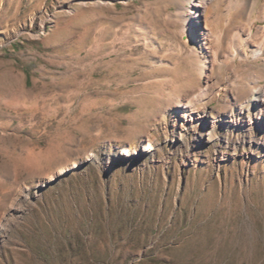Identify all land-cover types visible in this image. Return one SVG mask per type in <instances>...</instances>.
Masks as SVG:
<instances>
[{"label":"rangeland","instance_id":"1","mask_svg":"<svg viewBox=\"0 0 264 264\" xmlns=\"http://www.w3.org/2000/svg\"><path fill=\"white\" fill-rule=\"evenodd\" d=\"M228 4L196 54L190 0H0V264H264V128L177 138L259 111L264 0Z\"/></svg>","mask_w":264,"mask_h":264},{"label":"bare ground","instance_id":"2","mask_svg":"<svg viewBox=\"0 0 264 264\" xmlns=\"http://www.w3.org/2000/svg\"><path fill=\"white\" fill-rule=\"evenodd\" d=\"M215 1L217 0H190L192 2L193 6L192 9H190V15H191V21L190 27H189V34H196L198 35L196 38L197 44L196 45L194 53H201L202 47L207 45L206 37L207 35L211 34V30H207L206 27H202L201 23L199 22L202 20L201 17L205 16V22L208 24L209 18L211 16V7L210 5H214ZM248 2L249 0H228L229 7H235L238 11V14L245 13L248 8ZM252 3V2H251ZM260 3V0H253V8ZM255 5V6H254ZM250 8V7H249ZM251 8V9H253ZM250 9V11H251ZM210 10V13L208 15V11ZM230 10V9H229ZM258 20L264 21V5H263V16L261 18H258ZM254 23V21H253ZM193 29V30H192ZM238 32V31H237ZM243 35H245L247 38H251L254 35L258 36V40L255 43H250V52L251 54L258 60L263 59L264 60V25L259 26L257 32H253L252 24L247 29V32L243 31ZM251 42V41H250ZM239 49H235L234 51L229 53V57L232 61H235L238 56H247V50L244 52V50L238 51ZM228 57V56H227ZM202 94L199 95V98ZM248 96L247 102H250L254 105L259 111L255 113V116L249 117L247 120H243L241 115L238 114H229L227 116L221 115L219 118L214 119L207 115L206 111L202 112H194L189 111L188 107L195 105V102L192 100L190 104H182L184 109H178V112L180 113V116L183 120V123L180 127L179 131V137H177L180 141L186 142L185 137L186 134H193L194 135V141L195 142H213L214 136L211 131L212 128L216 127L217 124L222 125L227 131L230 130H240L242 128H245L246 130L254 129L255 127L264 128V86H255L250 89L247 95ZM235 98H233L231 95H226V102L232 103ZM210 128V130L205 131L206 129ZM144 150L147 152H152L155 148V144L152 141H149L147 144L143 146ZM123 155L128 156L129 151L124 150L122 152ZM96 158V154L91 153L89 159L93 160ZM52 180L55 179L53 176L51 178Z\"/></svg>","mask_w":264,"mask_h":264}]
</instances>
